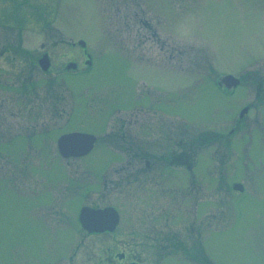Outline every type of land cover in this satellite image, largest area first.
Listing matches in <instances>:
<instances>
[{"label":"rangeland","instance_id":"374dc122","mask_svg":"<svg viewBox=\"0 0 264 264\" xmlns=\"http://www.w3.org/2000/svg\"><path fill=\"white\" fill-rule=\"evenodd\" d=\"M79 40L93 67L63 75L66 63L83 65ZM43 52L51 61L47 80L59 75L52 95L43 73L24 63ZM1 61L7 64L0 63V81L14 86L7 104L13 123L27 119L13 107L23 100L15 75L22 67L41 84L40 102L59 105L64 116L47 129L55 134L46 137L42 158H29L33 150L21 158L0 152V264H94L119 241L133 243L150 264H264V0H0ZM225 74L240 81L233 95L216 83ZM150 105L168 116V152L184 149L186 163L166 168L160 162L126 187L136 196L115 203L111 193L121 223L112 235L89 236L75 223L78 197L71 189L99 194L104 164L106 174L124 166L123 158L104 153L115 151L105 138L114 129L113 112L135 120ZM74 110L80 119L63 127ZM150 112L143 113L148 121ZM94 119L98 130L106 126L93 130L99 152L89 161L54 159L58 134ZM136 131L143 142L153 135L145 122ZM154 145L160 159L167 149ZM44 190L48 196L37 193ZM131 217L147 237H129ZM151 244L159 251L150 259Z\"/></svg>","mask_w":264,"mask_h":264},{"label":"flooded vegetation","instance_id":"af4514ba","mask_svg":"<svg viewBox=\"0 0 264 264\" xmlns=\"http://www.w3.org/2000/svg\"><path fill=\"white\" fill-rule=\"evenodd\" d=\"M12 18V17H11ZM22 24V23H21ZM21 27V25H20ZM17 42V50L18 52L23 54L25 52V49L23 48L24 41H16ZM78 49L81 50L82 56L84 57L83 65L79 66L76 61H70L66 63L65 69L63 75L68 74L70 77L75 76L80 73H87L89 72L93 67V61L92 57L89 56L87 52V47H81L78 46ZM74 52V50H72ZM46 56V58L44 57ZM15 56L11 58V62H15ZM21 58V57H20ZM25 59V57H23ZM28 61L24 62L27 63L28 70H35L36 68L39 69L43 73V76L46 78V82L44 84L45 87H50V89H47L50 95H52V84L53 89L56 88L55 83L57 82V74H54L52 77H49V81L47 80V74L51 72V61L50 57L47 52H43V54L39 55L36 59H29ZM44 59V60H43ZM90 59V62H89ZM19 60V59H18ZM20 61V60H19ZM0 63L7 64L5 61H1ZM23 63V64H24ZM87 63V64H86ZM1 68V67H0ZM3 69V68H2ZM4 70V69H3ZM26 67H22L19 69L15 75L17 78V81H20L19 87L20 88V94L17 96V100L21 96L23 98L22 104L17 106L16 103L13 104L14 108H17V115H23L26 114L27 119L24 121H18L13 123L12 119L14 118V112L11 111V108L7 106L9 102V92L14 87L13 84L9 85L8 83H5L3 81H0V132H1V138H0V152L8 153L12 155L11 158H21L19 153L23 155H28L30 150H33L32 153H30L29 158H42L46 153H44V146L46 147V137L49 135H53L54 132L52 130H47L50 127H57L59 124H61V118L64 116V111H60L57 109V107H60L59 105H52V104H46V102L41 103L40 101V86L38 81L36 79L32 81V76H26ZM6 72H10L9 68L7 70H4ZM14 73V71H13ZM44 78V77H42ZM223 79V78H222ZM223 83H227V80H221L219 86L224 89L226 92H228L227 88L223 85ZM64 86L70 91L71 95L74 97L75 101V107L78 106L80 108L82 103H78L76 100L75 95L72 93V90L69 88L67 82L65 81ZM44 87V88H45ZM48 87V88H49ZM60 87H62L60 85ZM237 87H234L232 91L236 90ZM45 90V93L47 95L48 92ZM28 91V92H26ZM69 94V93H68ZM81 95V94H80ZM79 96V95H78ZM82 96V95H81ZM152 101V99L150 98ZM71 107V106H70ZM134 107V106H133ZM157 107V105H156ZM150 111H144V112H150L151 118L148 121L145 116L143 115L144 112H141L140 116L136 113L135 114V120H133V117L130 119L129 117L126 119L125 117H121L124 115L117 114L115 116L113 112L114 119L112 122H114V129L109 130L108 133H106L105 138L108 140H111V146L114 147V152L111 150H106L104 153H112L114 154V160L118 161L123 158L122 164L124 166H121L119 168H115L114 171L111 174H106V171L108 169L105 168V164L101 170H99L97 173L101 174V191L97 195L95 194V191L92 190V192L89 193H83V189H71L72 198L77 200L75 201V204L77 205V209L75 212V223H77V228L84 231L87 235H112L119 224L122 221V213L117 209V207L111 203H109V198L111 196V193L114 194L116 197V202L118 203L119 200L123 199V196L125 198L136 196L135 192L133 194H130L126 187L128 185H132L137 183L139 176H144L152 173L154 170H157L159 164H162L160 162H163L162 165H165L164 167L168 168H177L181 167L186 163V159L188 158V154L184 149H180L178 152L170 153L168 152L169 149V143H170V130L168 122L166 121V118L168 117L165 115V113L155 108V106L149 107ZM7 109V110H6ZM89 109L87 108L86 111ZM119 110V109H118ZM121 111V110H119ZM71 119L67 120L63 127H70L76 125V120L79 115H77V111L74 110L72 113L71 111ZM7 116L9 118H7ZM67 118L70 116V111L67 109L66 111ZM101 115H98V117ZM167 116V117H166ZM97 117V116H93ZM112 117V118H113ZM85 118V117H83ZM116 119V120H115ZM169 119V118H167ZM115 120V121H114ZM93 125L91 124H84L82 122V127L76 130L72 131H64L55 138V150H56V156H54V159H60L62 161H71V160H81V161H89L90 158L99 151L97 150V144H98V136L95 134V131H100L106 129L104 122L99 129L98 125L100 124L97 120H91ZM147 123L148 128L150 129V133L153 134L150 138L147 139L145 142L137 140V131L136 128L140 127L142 123ZM65 125V126H64ZM19 128V131L16 132V128ZM98 127V128H97ZM95 130V131H93ZM22 131H25L22 133ZM27 132V133H26ZM57 132V131H56ZM183 132V129L178 131L177 134H181ZM105 133V132H104ZM55 134V133H54ZM74 134H80L85 136L84 140L85 142H69L67 144L66 142L61 141L63 137L72 136ZM162 134V136H161ZM161 142L162 147H165L167 149V152L163 153L161 155L160 159H156L154 157V152L156 149V145L154 143ZM169 142V143H168ZM64 143H66L64 145ZM10 151H6V149ZM178 147H180V142H178ZM37 155V156H36ZM50 158H53V156L49 155ZM90 163V162H89ZM192 164H188V168H186L187 171L193 172ZM89 168V167H88ZM105 168V169H104ZM51 176V174H49ZM51 179V178H50ZM51 181H53L51 179ZM68 192L67 189L63 190L60 194L61 196L66 195ZM41 196H48L47 190L39 191L37 192ZM92 193V195H91ZM68 197V196H67ZM83 202V203H82ZM73 204V202L71 203ZM89 207L92 209H104V208H114L116 212L118 213V222L115 226V229L113 231H105V232H99V233H88L87 231L83 230L79 223V212L80 209L83 207ZM131 227L132 231L129 233V237L131 238H142L143 235H147L146 231H139L137 225L141 224L140 222L133 221L137 218L131 217ZM141 220V219H140ZM77 231H79L77 229ZM145 235V237H147ZM133 243H130L128 241L121 242L119 241L117 245L115 244V249H105L104 256H101L96 263L94 264H150L148 260H144L139 257L138 253L134 252V249H132ZM143 245V244H141ZM138 246V245H137ZM150 249V259L153 256H156V253H158V249H156L155 245L151 244ZM161 249H167V246L164 247L163 245H160ZM76 250V249H75ZM175 251V250H174ZM173 252V251H172ZM171 252V254H172ZM163 257V256H162ZM71 260V258L69 259ZM157 261V260H156Z\"/></svg>","mask_w":264,"mask_h":264},{"label":"water","instance_id":"95a60500","mask_svg":"<svg viewBox=\"0 0 264 264\" xmlns=\"http://www.w3.org/2000/svg\"><path fill=\"white\" fill-rule=\"evenodd\" d=\"M81 45H83L81 43ZM46 58V56H44ZM44 60V59H43ZM229 80L232 82H236L233 78L229 77ZM234 80V81H233ZM85 136L80 134H74L72 136L63 137L61 141L66 142H85ZM64 143V145L66 144ZM235 189L242 190V187L239 185L234 186ZM81 224L85 230L89 233L93 232H104V231H113L118 222V214L113 208L106 209H91L84 208L81 213Z\"/></svg>","mask_w":264,"mask_h":264}]
</instances>
